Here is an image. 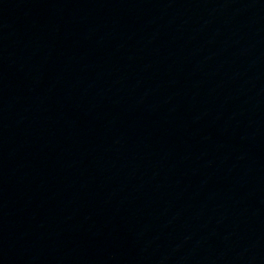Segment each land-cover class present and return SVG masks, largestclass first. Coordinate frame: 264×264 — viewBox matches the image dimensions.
<instances>
[{
    "label": "water",
    "instance_id": "1",
    "mask_svg": "<svg viewBox=\"0 0 264 264\" xmlns=\"http://www.w3.org/2000/svg\"><path fill=\"white\" fill-rule=\"evenodd\" d=\"M0 264H264V0H0Z\"/></svg>",
    "mask_w": 264,
    "mask_h": 264
}]
</instances>
